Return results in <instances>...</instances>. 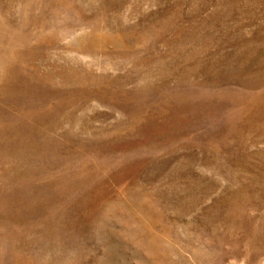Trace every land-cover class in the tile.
<instances>
[{
	"label": "rangeland",
	"instance_id": "obj_1",
	"mask_svg": "<svg viewBox=\"0 0 264 264\" xmlns=\"http://www.w3.org/2000/svg\"><path fill=\"white\" fill-rule=\"evenodd\" d=\"M0 264H264V0H0Z\"/></svg>",
	"mask_w": 264,
	"mask_h": 264
}]
</instances>
